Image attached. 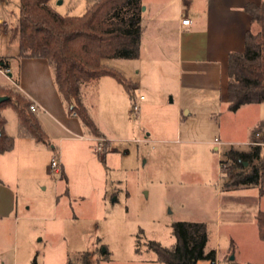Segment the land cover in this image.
Listing matches in <instances>:
<instances>
[{
  "label": "rangeland",
  "instance_id": "374dc122",
  "mask_svg": "<svg viewBox=\"0 0 264 264\" xmlns=\"http://www.w3.org/2000/svg\"><path fill=\"white\" fill-rule=\"evenodd\" d=\"M94 1L51 0L71 15L84 14ZM20 17V0H0V59L19 50L10 29ZM166 49L169 58L160 63L146 49L140 60H105L137 83L132 93L111 75L83 85L82 102L110 141L94 137L84 124L73 137L52 138L54 148L22 138L16 110L5 106L6 130L16 140L0 156V264H31L35 258L38 264H80L84 252L91 264H163L147 242L173 246V224L184 220L206 223L205 252L217 251L221 264L264 263L256 221L264 199L258 187H224L221 160L228 145L215 149L211 142L240 141L234 147L246 149L242 141L256 125L244 109L233 112L227 104L211 115L200 93L193 94V114L178 118L176 45ZM7 85L10 78L0 72V86ZM11 88L19 92L15 84ZM141 94L145 99L139 100ZM55 153L63 178L48 168ZM198 264L213 263L204 258Z\"/></svg>",
  "mask_w": 264,
  "mask_h": 264
},
{
  "label": "trees",
  "instance_id": "16d2710c",
  "mask_svg": "<svg viewBox=\"0 0 264 264\" xmlns=\"http://www.w3.org/2000/svg\"><path fill=\"white\" fill-rule=\"evenodd\" d=\"M142 6V0H95L84 14L71 15L60 13L51 0H20L19 23L10 29V38L19 41V57L45 58L48 61L69 112L75 113L94 137L105 136L82 102V87L102 76L111 75L131 92L133 83L105 60L136 59L140 56ZM245 10L260 29L246 32L243 51L229 53L228 102L231 111H237L245 104L264 102V1L260 4L249 2ZM0 64L8 68L9 59H0ZM0 95L8 97L0 103V109L9 105L18 113V136L51 144L48 133L31 109L29 98L5 86H0ZM5 126L6 118L0 115V154L15 146L16 138L7 133ZM261 149L257 144L249 151L227 150L226 158L221 160V166L226 168L225 188L258 186L261 195L264 194V156ZM228 162H231L229 166ZM257 225L264 240L263 210L257 214ZM173 233L176 243L171 247L156 240L147 242L148 248L157 254L158 261L163 264H198L199 260L209 258L215 263L216 251L205 252L208 242L205 222L177 221L173 224ZM90 256V252L80 254V264H91ZM31 264H38L36 258ZM67 264L73 262L70 260Z\"/></svg>",
  "mask_w": 264,
  "mask_h": 264
},
{
  "label": "crops",
  "instance_id": "0c3cea01",
  "mask_svg": "<svg viewBox=\"0 0 264 264\" xmlns=\"http://www.w3.org/2000/svg\"><path fill=\"white\" fill-rule=\"evenodd\" d=\"M263 1L142 0V4L145 5L141 14L143 30L140 56L136 60H140L143 57L144 49H146L148 52L157 53L155 56L159 63L165 62L169 58L166 48L168 46L175 47L176 45L179 64L178 98L180 100L177 109L178 118L183 115L190 116L193 114V94L195 93L206 96L203 100L209 101L211 115L216 113L220 104H227L229 108V53L231 51H243L245 49L246 32L248 30L257 32L260 29L259 24L252 22L250 14L245 10V5L249 2L260 4ZM184 17L191 19L189 25L182 24ZM19 52L20 50L17 53L3 57L9 59V72L7 75L12 85L15 84L19 92L37 106V110L34 113L38 116L41 125L50 137L51 144L47 145H51L54 148L52 138L64 139L73 137L75 131L82 130L83 122L75 113L69 112L68 104L63 100L58 90L53 70L48 61L45 58L19 57ZM140 71L138 69V73ZM0 72L3 73V70L0 69ZM99 79L87 84L95 86L99 83ZM132 83L137 86L136 82ZM12 85H7L6 87H12ZM184 92L187 93L186 99L183 96ZM140 97L139 100L145 99V96L143 99ZM135 102L138 103L136 99ZM4 108L5 106L0 109V115L2 116H4ZM184 109H186V114H184ZM243 109L250 114L251 125H256L255 130L251 133V138L242 141L248 145V148H235L233 144H237L240 141L215 137L211 141L212 144L217 145L215 149H218L221 144H227L225 154L230 148L249 151L253 145H256L253 143L254 141L262 140V138L256 137V133L260 132L264 136V102L245 104L237 111ZM103 138L109 140L107 137ZM261 147L262 155L264 156V144ZM245 165H247V162H245ZM62 175L64 176V173ZM247 187L258 186L239 188ZM262 198L264 199V194L261 195L260 192L259 199L261 200ZM261 210L264 211V209H259L258 212ZM257 233L261 239L258 225ZM262 250L264 251V247ZM241 263L262 264L260 261ZM214 264H221L217 258V251Z\"/></svg>",
  "mask_w": 264,
  "mask_h": 264
},
{
  "label": "built area",
  "instance_id": "2783aa9c",
  "mask_svg": "<svg viewBox=\"0 0 264 264\" xmlns=\"http://www.w3.org/2000/svg\"><path fill=\"white\" fill-rule=\"evenodd\" d=\"M191 23V19L189 17H184L182 19V24L184 25H189ZM3 72L5 73H8L9 72V69L8 68H2ZM140 98H144V96L142 95ZM141 106L139 103L135 102L133 104V109L135 112H138L140 110ZM31 109L33 111H36L37 110V106L35 104H31ZM256 137L257 138H262V140H256L254 141L253 143L254 144H261L263 145L264 144V136L260 133V132H257L256 133ZM218 141V139H216ZM99 148H101V146L99 145ZM49 170L51 173L55 172V173H58V174H63V165H62V161H61V157H60V154H54L50 160V164H49ZM62 177V175H61Z\"/></svg>",
  "mask_w": 264,
  "mask_h": 264
},
{
  "label": "water",
  "instance_id": "95a60500",
  "mask_svg": "<svg viewBox=\"0 0 264 264\" xmlns=\"http://www.w3.org/2000/svg\"><path fill=\"white\" fill-rule=\"evenodd\" d=\"M142 9H144V7H142ZM7 98L8 97L5 96V95H0V103H2L3 101L7 100ZM232 258H234V256Z\"/></svg>",
  "mask_w": 264,
  "mask_h": 264
}]
</instances>
